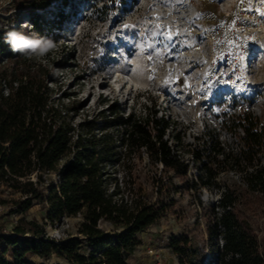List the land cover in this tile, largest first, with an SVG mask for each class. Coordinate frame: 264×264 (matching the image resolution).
<instances>
[{"label":"rangeland","instance_id":"1","mask_svg":"<svg viewBox=\"0 0 264 264\" xmlns=\"http://www.w3.org/2000/svg\"><path fill=\"white\" fill-rule=\"evenodd\" d=\"M62 1L50 0L49 7L37 13L43 26L40 35L51 38L54 47L47 55L33 60L47 70L51 99L75 130L73 139L94 130L97 137L107 134L119 140L123 128L104 129L106 120L112 119L111 106L117 105L123 117L129 113L145 117L152 106L158 118L170 122L164 139L173 149H179L180 157L190 166L188 177L180 179L162 164H154L145 150L127 153L124 147H117L120 161L109 169L110 191L117 182L126 198L138 195L170 205L161 220L139 235L140 241L127 263L179 264L181 257L185 264H208L214 260L208 245L211 208L217 206L218 197L227 189L243 191L238 211L258 239L264 241V199L245 192L241 172L232 159L246 146L240 127L236 131L228 128L232 121L237 122V113L248 112L249 106L240 108L222 102L219 83L211 79L210 59L200 43L203 30L222 15L217 1L67 0L64 7ZM58 19L60 29L48 24ZM23 22L28 26L21 28ZM12 26L25 32L32 26L25 0H0V32ZM169 34L171 40L167 38ZM254 38L264 45L258 32ZM141 54L148 56L142 71L147 72L145 77L151 85L148 89H131L114 75H125L134 59L140 61ZM258 124L264 128V114ZM261 144L260 155L264 158V142ZM197 152L203 156L199 162L195 159ZM202 162L213 173L218 172L207 185L200 181L207 177L206 171L200 169ZM44 177L47 183L51 178L57 180L54 175ZM19 196L8 184H0V202H9L4 223L13 232L18 225L28 229L29 222L36 221L44 226L47 237L57 238V225L60 236L83 239L78 234L81 216L64 217L51 224L41 200H34L27 212L11 213L12 200ZM220 209L216 208L217 213ZM100 228L113 230L104 222ZM173 244L185 250L182 256ZM88 251L84 244L81 252ZM7 257L12 260L11 253ZM27 261L71 264L57 254L44 260L29 253Z\"/></svg>","mask_w":264,"mask_h":264},{"label":"trees","instance_id":"2","mask_svg":"<svg viewBox=\"0 0 264 264\" xmlns=\"http://www.w3.org/2000/svg\"><path fill=\"white\" fill-rule=\"evenodd\" d=\"M25 2L34 30L43 34L37 13L46 10L50 0ZM65 5L67 0L62 1ZM48 24L61 26L60 19ZM47 77V70L36 65L33 58L12 53L0 32V184H8L20 195L12 200L11 213L27 212L34 200H41L51 224L64 217L81 216L78 234L83 239L67 238L56 243L46 236L43 225L31 221L28 229L18 225L13 235L0 238V264H33L27 261L29 253L44 260L57 254L71 264H128L127 257L133 254L139 235L161 220L170 205L138 195L126 198L117 182L110 191L109 169L120 161L117 147H124L127 153L145 150L154 164H162L180 179L188 177L189 163L180 157L179 149H173L164 139L170 122L158 118L152 106L145 117L133 113L123 117L117 105L111 106L112 119L106 120L104 129L123 128L119 140L107 134L97 137L94 130L73 139L75 130L51 99ZM236 121L228 128L243 127L247 148L232 162L245 173V192L264 199V166L248 171L261 151L264 132L255 130L256 123L247 113ZM174 137L180 140L178 134ZM195 159L199 162L203 156L197 152ZM200 169L206 171L207 177L200 178L204 185L218 173H213L206 162ZM52 175L57 180L51 178L47 183L44 176ZM33 176L36 180H32ZM242 194L243 191L227 189L220 203L211 208L208 245L214 260L208 264H264V241L258 239L237 208ZM216 208L223 209V213H217ZM101 222L110 224L113 230L101 229ZM84 244L89 248L87 254L81 252ZM175 249L181 256L185 252L178 246ZM9 253L12 260L7 257ZM179 264H185L182 257Z\"/></svg>","mask_w":264,"mask_h":264},{"label":"built area","instance_id":"3","mask_svg":"<svg viewBox=\"0 0 264 264\" xmlns=\"http://www.w3.org/2000/svg\"><path fill=\"white\" fill-rule=\"evenodd\" d=\"M216 1L222 15L214 24L203 30L204 35L200 39L201 47L210 59L211 79L219 83L224 104L233 103L240 108L249 106L248 112L237 113L236 118L247 113L256 123L255 130L264 132V128L259 127L258 124V118L264 114V45L254 38L258 32L259 40L264 42V35L259 32L260 27L264 28V3L261 0ZM241 55L247 59L246 70L243 59L240 58ZM239 127L241 134L244 135L243 127L240 125ZM262 141L264 142V139ZM262 146L261 144V151ZM261 151L257 154L255 165L248 171L252 172L264 166ZM239 175L242 180L245 173L241 172ZM222 194L217 199V205L220 203ZM7 211L6 204L0 202V238L14 234L13 229L4 223ZM222 213L223 209H220L219 214ZM12 216L15 217L16 214ZM20 218L21 216L17 217L16 221ZM54 227L57 238L49 236L50 239L60 243L68 238L60 236L57 225Z\"/></svg>","mask_w":264,"mask_h":264},{"label":"clouds","instance_id":"4","mask_svg":"<svg viewBox=\"0 0 264 264\" xmlns=\"http://www.w3.org/2000/svg\"><path fill=\"white\" fill-rule=\"evenodd\" d=\"M28 26L27 22L21 24V28ZM3 43L7 44L14 54L26 58L43 57L54 47L53 40L41 36L31 26L29 31L17 30L15 26L6 28L3 31Z\"/></svg>","mask_w":264,"mask_h":264},{"label":"bare ground","instance_id":"5","mask_svg":"<svg viewBox=\"0 0 264 264\" xmlns=\"http://www.w3.org/2000/svg\"><path fill=\"white\" fill-rule=\"evenodd\" d=\"M259 32L261 34L264 35V28L263 27H260L259 29ZM157 34V33H156ZM161 35V34H160ZM139 47L137 48L136 47V50H138ZM130 50H133L132 48ZM141 53V51H140ZM142 58L139 60H135L134 59V62L132 63V66L131 68L127 71V73H125V75H121L122 77H120L119 73H115L114 75V78L116 77H119V81L122 83V84H126L128 85V87H131L134 88V89H139V88H143V89H148L150 88V81L149 79H147L145 77V73H143V67H145V64L147 63V60H148V56H146L145 54H141ZM132 61V60H130ZM248 62H246L245 59H243V65H244V69L246 70L247 69V65ZM128 69V68H127ZM122 73V72H121ZM117 79V78H116Z\"/></svg>","mask_w":264,"mask_h":264},{"label":"snow or ice","instance_id":"6","mask_svg":"<svg viewBox=\"0 0 264 264\" xmlns=\"http://www.w3.org/2000/svg\"><path fill=\"white\" fill-rule=\"evenodd\" d=\"M241 2H243V0H241ZM261 2L264 3V0H261ZM125 27H129V26L126 25ZM167 38H168L169 40H171V34H169ZM240 58H241V59H244V56L241 55ZM238 79H239V78H238Z\"/></svg>","mask_w":264,"mask_h":264}]
</instances>
